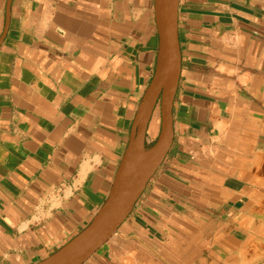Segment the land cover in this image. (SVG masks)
<instances>
[{"label":"crops","instance_id":"0c3cea01","mask_svg":"<svg viewBox=\"0 0 264 264\" xmlns=\"http://www.w3.org/2000/svg\"><path fill=\"white\" fill-rule=\"evenodd\" d=\"M177 35L171 147L84 264L264 259V0H179ZM157 52L154 0H0V264H35L93 219ZM159 131L156 108L148 145Z\"/></svg>","mask_w":264,"mask_h":264},{"label":"water","instance_id":"95a60500","mask_svg":"<svg viewBox=\"0 0 264 264\" xmlns=\"http://www.w3.org/2000/svg\"><path fill=\"white\" fill-rule=\"evenodd\" d=\"M178 2L154 0L158 35L155 70L134 117L128 143L108 197L84 229L35 264H84L116 234L163 163L173 140L172 106L180 76ZM7 23L8 18L5 31ZM156 108L160 112V131L155 141L148 145L146 132Z\"/></svg>","mask_w":264,"mask_h":264},{"label":"rangeland","instance_id":"374dc122","mask_svg":"<svg viewBox=\"0 0 264 264\" xmlns=\"http://www.w3.org/2000/svg\"><path fill=\"white\" fill-rule=\"evenodd\" d=\"M158 134L156 135L157 138ZM258 264H264V259H262Z\"/></svg>","mask_w":264,"mask_h":264},{"label":"trees","instance_id":"16d2710c","mask_svg":"<svg viewBox=\"0 0 264 264\" xmlns=\"http://www.w3.org/2000/svg\"><path fill=\"white\" fill-rule=\"evenodd\" d=\"M151 145V144H150Z\"/></svg>","mask_w":264,"mask_h":264}]
</instances>
